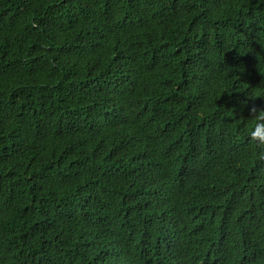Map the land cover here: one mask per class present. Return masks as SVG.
I'll use <instances>...</instances> for the list:
<instances>
[{"label": "trees", "instance_id": "1", "mask_svg": "<svg viewBox=\"0 0 264 264\" xmlns=\"http://www.w3.org/2000/svg\"><path fill=\"white\" fill-rule=\"evenodd\" d=\"M264 0H0V264H264Z\"/></svg>", "mask_w": 264, "mask_h": 264}, {"label": "clouds", "instance_id": "2", "mask_svg": "<svg viewBox=\"0 0 264 264\" xmlns=\"http://www.w3.org/2000/svg\"><path fill=\"white\" fill-rule=\"evenodd\" d=\"M251 112L254 113L255 126L249 130V141L264 146V109L257 112L256 108H252Z\"/></svg>", "mask_w": 264, "mask_h": 264}]
</instances>
